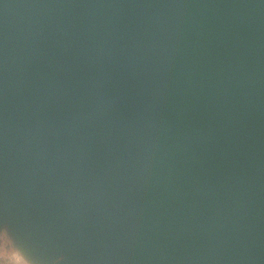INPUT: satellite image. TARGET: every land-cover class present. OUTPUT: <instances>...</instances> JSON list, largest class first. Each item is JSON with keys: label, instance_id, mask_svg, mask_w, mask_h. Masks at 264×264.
<instances>
[{"label": "water", "instance_id": "water-1", "mask_svg": "<svg viewBox=\"0 0 264 264\" xmlns=\"http://www.w3.org/2000/svg\"><path fill=\"white\" fill-rule=\"evenodd\" d=\"M4 225L45 264H264V0H0Z\"/></svg>", "mask_w": 264, "mask_h": 264}, {"label": "rangeland", "instance_id": "rangeland-1", "mask_svg": "<svg viewBox=\"0 0 264 264\" xmlns=\"http://www.w3.org/2000/svg\"><path fill=\"white\" fill-rule=\"evenodd\" d=\"M32 250L26 237H17L8 226L0 228V264H45L42 258L31 253Z\"/></svg>", "mask_w": 264, "mask_h": 264}]
</instances>
